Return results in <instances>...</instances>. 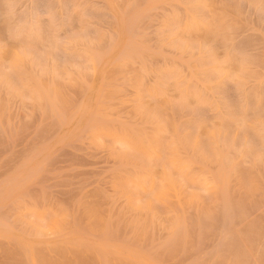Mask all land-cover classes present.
<instances>
[{
	"label": "rangeland",
	"instance_id": "obj_1",
	"mask_svg": "<svg viewBox=\"0 0 264 264\" xmlns=\"http://www.w3.org/2000/svg\"><path fill=\"white\" fill-rule=\"evenodd\" d=\"M0 264H264V0H0Z\"/></svg>",
	"mask_w": 264,
	"mask_h": 264
},
{
	"label": "bare ground",
	"instance_id": "obj_2",
	"mask_svg": "<svg viewBox=\"0 0 264 264\" xmlns=\"http://www.w3.org/2000/svg\"><path fill=\"white\" fill-rule=\"evenodd\" d=\"M98 88V87H97Z\"/></svg>",
	"mask_w": 264,
	"mask_h": 264
}]
</instances>
